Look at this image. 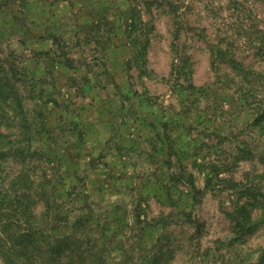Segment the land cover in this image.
I'll return each mask as SVG.
<instances>
[{"label": "rangeland", "instance_id": "374dc122", "mask_svg": "<svg viewBox=\"0 0 264 264\" xmlns=\"http://www.w3.org/2000/svg\"><path fill=\"white\" fill-rule=\"evenodd\" d=\"M153 1L0 0V79L30 125L16 138L8 100L0 136L31 154L0 164V189L19 176L33 216L83 220L115 262L260 264L264 55L227 0Z\"/></svg>", "mask_w": 264, "mask_h": 264}, {"label": "trees", "instance_id": "16d2710c", "mask_svg": "<svg viewBox=\"0 0 264 264\" xmlns=\"http://www.w3.org/2000/svg\"><path fill=\"white\" fill-rule=\"evenodd\" d=\"M148 3H152V1ZM257 3L260 4V7L256 5ZM169 4L171 5V3ZM225 9L238 23L236 25L237 32H244L242 36L248 40V45L252 46L256 43L258 45V48H255L256 51L264 55V20L257 14V10L264 13V0H227ZM134 25L135 23L130 24L132 31L140 30L144 26L141 21L137 27ZM221 37L223 42L230 41L231 38L228 34ZM144 49L145 46L140 51L142 52ZM216 53L224 61H232L235 66L237 65L233 60H225L228 57V52L217 49ZM11 91L8 78L0 79V108L6 105L8 100L15 105L20 130L16 138H20L23 134L21 130L30 131V125L26 122L27 118L21 99L16 92L12 94ZM12 144H16V147L8 146ZM26 151L18 143H9L5 136H0V164L8 157H18L24 160L25 153L30 154ZM20 179L22 178L19 176L14 177L10 185L11 190L0 189V260L2 264H124L111 260L106 245L104 243L100 245L95 238H92L89 229L83 225V220H76L72 224H68L67 215L62 216L58 212L59 210L51 212V206L47 202L40 218L33 216L29 201H25L22 194L16 193V190L19 189L16 184ZM38 189L39 195L45 194L44 187L40 186ZM5 205H8V208H5ZM7 209L18 212V217H8ZM238 214L242 219L240 231L253 229L256 226L257 221L251 220V216L246 212V207L239 208ZM53 219L65 221L66 226H51L50 222ZM61 227L69 228L70 232L57 234L56 231H59ZM262 262H264V251L260 255V264Z\"/></svg>", "mask_w": 264, "mask_h": 264}]
</instances>
